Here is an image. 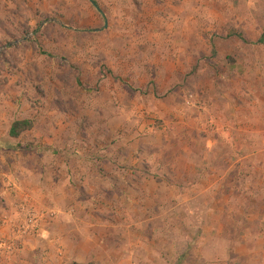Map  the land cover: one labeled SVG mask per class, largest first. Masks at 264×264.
Listing matches in <instances>:
<instances>
[{"label":"rangeland","instance_id":"374dc122","mask_svg":"<svg viewBox=\"0 0 264 264\" xmlns=\"http://www.w3.org/2000/svg\"><path fill=\"white\" fill-rule=\"evenodd\" d=\"M25 120L33 129L10 137ZM239 141L250 143L234 151ZM253 144L264 147V0H0V161L30 160L40 186L53 183L46 159H67L62 175L87 174L93 190L103 171L90 221L118 226L92 230L113 258L116 240L141 239L149 264H264V231L261 242L240 234L249 224L235 202L239 187H263L264 209V153L257 169L229 166ZM100 149L108 163L93 159ZM181 154L197 166L188 201L165 175ZM200 164L236 194L206 190Z\"/></svg>","mask_w":264,"mask_h":264},{"label":"crops","instance_id":"0c3cea01","mask_svg":"<svg viewBox=\"0 0 264 264\" xmlns=\"http://www.w3.org/2000/svg\"><path fill=\"white\" fill-rule=\"evenodd\" d=\"M249 132H251L250 129ZM249 143L250 142H245L243 144L240 141L235 142V144H233L232 146L235 145L236 149L233 150L240 151L241 149H245L247 148V146L245 145H248ZM252 146L257 145L253 144ZM262 147V145H258L256 147L257 151L255 154H253L252 151L251 155H246L241 159L239 158L238 161L229 158L230 168L235 167L238 162H243L244 164L249 163L257 169L256 164L261 160L257 159L255 156H259L260 154L264 153V147ZM105 151L100 149V157L98 159H93L102 160V162L108 163L109 160L105 159V157L102 155ZM70 158L71 157H69L68 159ZM40 159L44 158L40 157ZM177 159L178 158L176 157L172 158L166 166V179L167 181L175 180V183L177 184L179 181L178 186H180V197L183 201H188L190 200L189 183H191V181L189 177L187 178L186 174H191L190 170L193 168L194 171L197 166L191 160L192 157L190 155L187 156L181 154L179 157L180 168H178V163L176 162ZM64 160L65 162H63ZM64 160H62L60 157H55L51 160L46 159L47 165H53V167L49 169L53 175V183L49 186H40L38 182L40 178L38 176H41V174L37 173L38 170L37 172L32 171L30 160H27L23 157L17 158L15 154L13 158L12 156L8 157L7 162H5V157L1 159L0 243L4 242L5 244H8L12 240L11 237L14 236L15 227L17 226L20 219L18 209L20 205H22V203L27 199L29 200L30 204L36 208L37 211L39 210L45 212L46 210L47 213H53V217L52 219H48L41 226V229L36 237H31L22 241L19 247H14L12 248V250H10L8 247L0 249V264H141L142 260L144 261V264H149L148 262L150 256L148 254V251H144V253H138L137 243L140 242L141 239H129V241H124L121 239L119 240V242L118 240H116V243L118 245L120 244L121 247L119 250L115 251V253L118 254L115 255L114 258V254L112 253L116 249H112L111 253L104 251V246L107 245L106 247L108 248V242L105 241L103 237L98 236L96 233L92 232V230L94 229V227L98 229H102L104 227L105 229H107L118 228V226L109 221L98 222L97 224L93 225V223L90 221V213L92 210L91 207L94 201L92 199L97 197L99 198L102 196V194H105V190L102 189V181L105 178L101 174L103 173V171H101L102 169L98 168L101 172L99 174L97 172L96 175L101 183L99 188L95 187L94 190L87 188V185H89L90 182L89 175L84 174V178L83 180H81V178L78 177V173L73 171L74 174L72 175L76 176V178L74 179H78V187L73 188L72 186H67L66 183H62L67 181V178L72 179V175H68V177L62 175L63 168H61V165H70L69 160V163H66L67 159ZM31 161H34L35 163L37 162V160L34 159ZM44 161H41V163H43ZM85 162H87V164L91 163L89 158H87ZM188 164L190 166H188ZM95 166H97L96 163ZM215 167L216 165H213L210 171H207L205 165L200 164L199 168L204 170V173L197 174L198 181H207L206 177H211L212 184L208 185L206 187V190H211L210 192L214 193L216 191L218 193V196H223L224 194L220 192L229 189L231 192L229 193L230 195H232L233 191L237 189V185L233 183V186L228 188L222 186V179L220 177L219 171L220 169ZM187 169L188 171H186ZM261 172V181H264V171ZM245 176L246 174L244 175V177ZM251 176L247 177L249 178ZM106 179L108 178L106 177ZM72 181L74 183L76 182L74 180ZM82 181H84V189H82L80 186L82 184ZM168 184V186H171L172 183ZM172 187L177 189L176 186ZM49 188H51L52 191H50ZM241 190L245 195L235 201L236 203H238L236 206V212L238 213L241 211L245 214L249 226L246 227L245 223L240 226L237 225L236 229L237 231L238 229H241L240 234L246 232L250 236H248L250 239L249 241L254 242L255 240H257L261 242L262 240L260 237L262 236V233L264 231V209L261 206V203H256V194L258 196H263V187L257 192L253 191L249 186L242 188L239 187V191ZM82 193L83 197L88 198L87 203L84 207L79 206L78 208L77 205L80 202L79 198H81ZM234 194H236L235 191ZM170 197L169 205L170 207H172V205H174V203L172 202L174 193ZM99 207L102 208L103 206L98 205V208ZM231 216H233V214H231ZM130 226L131 224L129 225V227ZM250 227L251 233L249 231ZM258 227L259 230H255V228ZM142 241V244H145V241ZM124 245H129V247L122 248Z\"/></svg>","mask_w":264,"mask_h":264},{"label":"built area","instance_id":"2783aa9c","mask_svg":"<svg viewBox=\"0 0 264 264\" xmlns=\"http://www.w3.org/2000/svg\"><path fill=\"white\" fill-rule=\"evenodd\" d=\"M20 215H22L21 223L15 227L14 236L7 245L9 248L17 247L19 243L25 239L37 236L41 226L53 217V213L41 212L37 213L35 210L30 209L29 203L26 200L19 207ZM5 243L1 242V248L5 247Z\"/></svg>","mask_w":264,"mask_h":264},{"label":"trees","instance_id":"16d2710c","mask_svg":"<svg viewBox=\"0 0 264 264\" xmlns=\"http://www.w3.org/2000/svg\"><path fill=\"white\" fill-rule=\"evenodd\" d=\"M33 129L32 121L25 120V121H18L15 122L10 129V137L14 139L20 138L23 133L29 132Z\"/></svg>","mask_w":264,"mask_h":264},{"label":"water","instance_id":"95a60500","mask_svg":"<svg viewBox=\"0 0 264 264\" xmlns=\"http://www.w3.org/2000/svg\"><path fill=\"white\" fill-rule=\"evenodd\" d=\"M91 3L93 4V6H94L99 12H101V10L97 7V5L95 4L94 1H91ZM106 27H107V23H106ZM97 31H98V30H97Z\"/></svg>","mask_w":264,"mask_h":264}]
</instances>
